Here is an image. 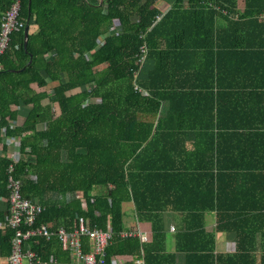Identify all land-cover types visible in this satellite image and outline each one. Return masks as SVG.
<instances>
[{"label": "trees", "instance_id": "1", "mask_svg": "<svg viewBox=\"0 0 264 264\" xmlns=\"http://www.w3.org/2000/svg\"><path fill=\"white\" fill-rule=\"evenodd\" d=\"M160 1L31 0L29 9V0H23L24 27L12 34L0 58V200L8 202L13 164L23 196L43 207L35 227L71 230L83 217L90 228L112 232L103 264L121 256L132 259L124 264H136V259L162 264L164 257L152 244L165 240V211H191L183 203L194 196L212 201L211 207L222 213L227 198L241 201L254 193L247 174L214 172L212 144L204 164L199 155L189 157L184 127L177 121L187 116L184 102L192 90L175 81L177 71L200 68V52L209 47L202 38L226 36L236 27L264 36L258 18L264 0H244L243 12L238 0H174L164 14L157 8ZM11 4L0 0V28ZM220 17L228 24L222 34L216 26ZM145 46L146 61L152 62L147 69L139 62ZM177 100L184 103L180 108ZM164 101L170 103L165 116L160 115ZM20 113L25 120L16 125ZM41 124L47 128L39 130ZM10 146L15 147L14 162L6 157ZM130 202L140 220L152 223L148 243L119 236ZM254 208L234 206L237 215L218 216L217 229L236 231L237 243H246L253 230L243 218L264 211ZM7 220L8 211H0V264L12 251L14 231L5 227ZM191 231L196 230L182 233ZM183 237L177 238L178 249ZM25 247L48 264H74L57 237H35ZM205 258L219 264V258Z\"/></svg>", "mask_w": 264, "mask_h": 264}, {"label": "crops", "instance_id": "2", "mask_svg": "<svg viewBox=\"0 0 264 264\" xmlns=\"http://www.w3.org/2000/svg\"><path fill=\"white\" fill-rule=\"evenodd\" d=\"M173 2L161 0L157 8L164 14ZM238 3V11L243 12L244 0H238ZM162 4L168 7L164 8ZM216 26L221 34L228 28L222 17L217 19ZM241 30L236 27L226 36L202 38V43L209 47L200 52L201 59L196 62L200 68L175 72L179 76L175 82L178 85L185 83V88L192 90L184 102L187 116L177 124L184 127L190 158L199 155V163L204 164V155L212 144L214 172L247 174L254 193L241 201L227 198L223 202L227 211L222 213L211 207L212 201L194 196L186 198L183 203L191 211H165L161 216L165 240L152 244V249L162 253V264H188V261L189 264H209L205 257L210 255L219 258V264H264V211L247 213L249 217L243 218L250 221L248 228L253 230V233L249 231L251 239L246 243H237L236 231L217 229L218 216L231 219L237 215L238 209L233 214L234 206L264 207V36L247 35V31ZM195 87L201 89L197 91L193 89ZM177 103L180 105L178 108L184 104L178 100ZM169 108L170 103L164 101L160 115L165 116ZM23 114H19L16 125L23 124ZM46 128V124L38 127L39 130ZM197 141L201 146H196ZM1 151L2 144L0 155ZM14 151L15 147L10 146L6 157ZM256 174H262L259 180ZM256 189L261 190L259 194ZM200 210L206 211L200 213ZM0 211H8V204L3 200H0ZM124 225L125 231H138L145 236V241L140 237L142 242L152 240V223L139 219L132 202L125 205ZM201 227L203 231L197 230ZM187 229L196 231L182 233ZM179 236H184L181 249L176 243ZM130 260V256H121L116 261L124 264ZM0 261L3 260L0 258ZM134 262L143 264L144 260L136 259Z\"/></svg>", "mask_w": 264, "mask_h": 264}, {"label": "built area", "instance_id": "3", "mask_svg": "<svg viewBox=\"0 0 264 264\" xmlns=\"http://www.w3.org/2000/svg\"><path fill=\"white\" fill-rule=\"evenodd\" d=\"M23 0H12L9 10L3 15L0 28V58L7 52L12 34L24 27L20 19ZM258 18L264 22V10ZM160 19V17L158 18ZM114 31V27H112ZM148 49H141L139 62L144 66L147 60ZM137 89V87H136ZM8 158L13 162L16 159V151L10 153ZM14 166L8 168L7 188L8 197V220L5 227L14 231L12 240V251L6 264H48L43 262L36 253L27 249L25 244L32 238L43 237L47 240L57 237L62 249L69 252L74 264H103L106 256V248L112 240L113 234L110 231H103L98 228H90L87 221L80 217L75 220L71 230L60 227L53 230L50 225L35 227L38 216L43 212V207L32 199L25 198L22 194V182L13 175ZM81 197V194H78ZM1 226V224H0ZM173 229V228H172ZM121 238L141 237L142 241L147 238L138 231H123L119 234ZM87 239V240H84ZM87 248V250H86ZM117 258L112 264H118ZM50 261H54L53 258ZM141 264V263H140Z\"/></svg>", "mask_w": 264, "mask_h": 264}, {"label": "rangeland", "instance_id": "4", "mask_svg": "<svg viewBox=\"0 0 264 264\" xmlns=\"http://www.w3.org/2000/svg\"><path fill=\"white\" fill-rule=\"evenodd\" d=\"M162 5H163L164 8H167V7H168V6L164 5V4H162ZM162 5H160V7H161ZM136 19H137L136 17H133V20H136ZM151 66H152V62H147V61H146L145 64H144V66H143V69H147L148 67L151 68ZM102 68H103V66L100 67L99 69H102ZM142 73H144L143 70L141 71V74L138 73L137 77L140 78L141 75H142ZM93 102H100V99H94ZM46 103H47V101H46ZM54 108H55V107H54ZM26 157H27V156H24V155H23V158H26ZM24 264H26V262H24Z\"/></svg>", "mask_w": 264, "mask_h": 264}, {"label": "water", "instance_id": "5", "mask_svg": "<svg viewBox=\"0 0 264 264\" xmlns=\"http://www.w3.org/2000/svg\"><path fill=\"white\" fill-rule=\"evenodd\" d=\"M30 3L31 0H29V9H30ZM29 27H26L24 30V34H25V41H24V49L25 51H27V46H28V39H29ZM32 63V61H30V64Z\"/></svg>", "mask_w": 264, "mask_h": 264}]
</instances>
